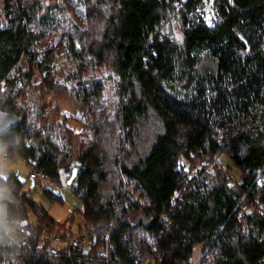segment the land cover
<instances>
[{"label": "trees", "instance_id": "trees-1", "mask_svg": "<svg viewBox=\"0 0 264 264\" xmlns=\"http://www.w3.org/2000/svg\"><path fill=\"white\" fill-rule=\"evenodd\" d=\"M71 1L0 5V110L25 117L0 150L71 188L96 243L51 256L31 241L25 264H195L197 249V264H264V0H78V15ZM46 93L74 99L79 130ZM0 213V246L19 218L76 219L53 218L15 172L0 173Z\"/></svg>", "mask_w": 264, "mask_h": 264}, {"label": "rangeland", "instance_id": "rangeland-1", "mask_svg": "<svg viewBox=\"0 0 264 264\" xmlns=\"http://www.w3.org/2000/svg\"><path fill=\"white\" fill-rule=\"evenodd\" d=\"M2 1L0 0V5H2ZM71 5H73V10L72 13L74 15H78L79 12H81L82 5L78 2V0H73L71 1ZM211 8L213 15L215 16L214 9L212 5H209V2L204 6L203 10L206 14L208 8ZM211 12V11H210ZM180 16V15H179ZM175 33L178 39H181V32L179 30V26L175 27ZM58 42H60V34H50L48 35V38L45 40V47H55ZM41 82H36V84H40ZM45 93V92H44ZM43 90L41 86H38L36 88V101L40 103V94L42 95L43 99ZM53 93V92H52ZM45 101L48 102L49 106H51L50 101L51 98L52 100H55V105L59 103L58 106H60V109L62 112L67 114L70 117V126L74 130H79L81 128V123L76 119L79 115V110L77 107V104L75 103L74 99L68 96H63L60 97L58 95L54 94H45ZM67 99V100H66ZM26 97H22L20 99V102L26 101ZM42 101V100H41ZM43 102V101H42ZM54 102V101H53ZM36 108H39L38 105ZM40 117L37 119V122H40ZM3 151L0 150V161L3 162ZM7 160V161H6ZM3 166L0 168V173L5 176L10 172H15L19 175V177L25 181V189H27L30 193L31 196H33L40 204H42L48 211L49 214L55 218L57 221L64 223L66 222L69 217L72 214H75L76 219L72 224H68L74 232H78L79 230L77 229V226L79 228L80 225L83 223L82 217L78 215L79 210H83L84 205L82 200L72 191L71 188H69L67 185H58V184H53L51 182H43V183H35L33 180L30 178V173L33 169L31 165L26 163L22 158H15L11 155L10 160L6 159ZM223 163L226 166H230L232 169V172L236 176L237 179L240 181L243 179V175L234 167L233 163L228 159V158H223ZM66 177V175H64ZM45 188H48L50 191L55 193V195H61L63 197V203L56 201L52 199L50 196H48L45 193ZM30 222L33 223L34 226H37L39 223L38 220L36 219L35 215H31L30 217ZM38 222V223H37ZM35 223V224H34ZM80 223V224H79ZM43 227V226H42ZM56 230V229H54ZM59 230V229H58ZM201 257V252L200 249H197L194 262L195 264L199 263Z\"/></svg>", "mask_w": 264, "mask_h": 264}, {"label": "built area", "instance_id": "built-area-1", "mask_svg": "<svg viewBox=\"0 0 264 264\" xmlns=\"http://www.w3.org/2000/svg\"><path fill=\"white\" fill-rule=\"evenodd\" d=\"M205 19L209 27H213L217 23L216 16L213 15L210 7L205 14ZM52 98L50 104L51 106H54L55 100H52ZM43 126L44 125H42V127ZM2 153L4 158L3 162L0 161V168L3 166L6 159L11 158L10 153L6 151H3ZM30 178L35 183L51 182L50 176L47 173L35 168L32 169ZM23 221L24 220L21 218L17 220L16 225L11 231L8 242H6L4 246H0V264H25L22 255V248L25 245L30 244L31 241H34V245L38 249L51 256H70L78 251L87 253L95 244V240L85 232H74L73 229L71 231L61 229L54 230L48 227H42L40 223H38L37 226H34L29 221L27 224H23ZM98 253L101 256L108 258L109 246L105 245L100 247ZM147 264L158 263L150 262Z\"/></svg>", "mask_w": 264, "mask_h": 264}, {"label": "water", "instance_id": "water-1", "mask_svg": "<svg viewBox=\"0 0 264 264\" xmlns=\"http://www.w3.org/2000/svg\"><path fill=\"white\" fill-rule=\"evenodd\" d=\"M24 115L14 113L12 111L0 110V137L9 130L16 128L24 121ZM77 174V169H74V173L69 180L71 183ZM23 224H27V221H23Z\"/></svg>", "mask_w": 264, "mask_h": 264}, {"label": "bare ground", "instance_id": "bare-ground-1", "mask_svg": "<svg viewBox=\"0 0 264 264\" xmlns=\"http://www.w3.org/2000/svg\"><path fill=\"white\" fill-rule=\"evenodd\" d=\"M207 1V0H206ZM211 2V1H210ZM209 5H210V3H209ZM214 8V7H213ZM3 9V8H2ZM18 10V9H17ZM16 13V12H15ZM198 13V12H197ZM205 13V12H204ZM216 13V12H215ZM193 15V14H192ZM13 16V15H12ZM218 16V15H217ZM12 18V17H11ZM206 20V19H205ZM218 20V19H217ZM206 22V21H205ZM215 26H216V24H215ZM210 28V27H209ZM213 28V27H212ZM67 100V99H66ZM10 160V159H9ZM7 161V160H6ZM223 165V164H222ZM244 176V175H243ZM51 179V178H50ZM70 180V179H69ZM39 222V221H38ZM37 222V223H38ZM16 224V223H15ZM31 224H33L32 222H31ZM35 224V223H34ZM41 224V223H40ZM72 224V223H71ZM80 224V223H79ZM42 225V224H41ZM73 225V224H72ZM44 227V226H43ZM50 228V227H49ZM52 229V228H51ZM56 229V228H55ZM58 229H60V228H58ZM62 229V228H61ZM77 229H78V226H77ZM65 230V229H64ZM12 231V230H11ZM11 234V233H10ZM94 239V238H93ZM96 244V243H95ZM94 246V245H93ZM75 254V253H74ZM26 263V262H25Z\"/></svg>", "mask_w": 264, "mask_h": 264}, {"label": "clouds", "instance_id": "clouds-1", "mask_svg": "<svg viewBox=\"0 0 264 264\" xmlns=\"http://www.w3.org/2000/svg\"><path fill=\"white\" fill-rule=\"evenodd\" d=\"M0 215H2V213H0Z\"/></svg>", "mask_w": 264, "mask_h": 264}]
</instances>
